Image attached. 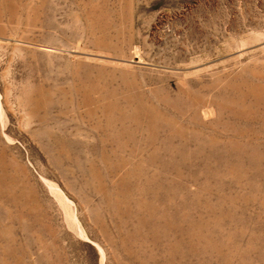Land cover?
I'll return each instance as SVG.
<instances>
[{
	"label": "rangeland",
	"instance_id": "374dc122",
	"mask_svg": "<svg viewBox=\"0 0 264 264\" xmlns=\"http://www.w3.org/2000/svg\"><path fill=\"white\" fill-rule=\"evenodd\" d=\"M0 264H264V0H0Z\"/></svg>",
	"mask_w": 264,
	"mask_h": 264
}]
</instances>
